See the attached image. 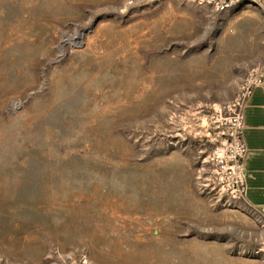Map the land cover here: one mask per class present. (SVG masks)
Instances as JSON below:
<instances>
[{
	"label": "rangeland",
	"instance_id": "obj_1",
	"mask_svg": "<svg viewBox=\"0 0 264 264\" xmlns=\"http://www.w3.org/2000/svg\"><path fill=\"white\" fill-rule=\"evenodd\" d=\"M264 12L0 0V264H264L215 160Z\"/></svg>",
	"mask_w": 264,
	"mask_h": 264
},
{
	"label": "built area",
	"instance_id": "obj_2",
	"mask_svg": "<svg viewBox=\"0 0 264 264\" xmlns=\"http://www.w3.org/2000/svg\"><path fill=\"white\" fill-rule=\"evenodd\" d=\"M164 1V0H158ZM180 1V0H176ZM207 7L216 13H226L241 5H255L264 12V0H182ZM257 89L264 90V64L253 68L242 81L236 98L219 108L221 116L220 146L215 152V160L229 174L235 198L247 202V185L244 162L248 154L245 142V109Z\"/></svg>",
	"mask_w": 264,
	"mask_h": 264
},
{
	"label": "crops",
	"instance_id": "obj_3",
	"mask_svg": "<svg viewBox=\"0 0 264 264\" xmlns=\"http://www.w3.org/2000/svg\"><path fill=\"white\" fill-rule=\"evenodd\" d=\"M245 142L248 154L244 162L247 202L264 210V90L257 89L245 109Z\"/></svg>",
	"mask_w": 264,
	"mask_h": 264
}]
</instances>
